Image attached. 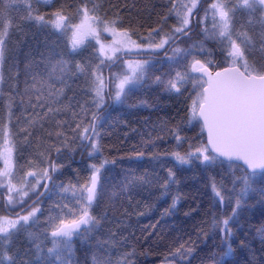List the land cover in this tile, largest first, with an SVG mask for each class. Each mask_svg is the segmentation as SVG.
Listing matches in <instances>:
<instances>
[{
    "label": "snow or ice",
    "instance_id": "6c2138e0",
    "mask_svg": "<svg viewBox=\"0 0 264 264\" xmlns=\"http://www.w3.org/2000/svg\"><path fill=\"white\" fill-rule=\"evenodd\" d=\"M73 7L70 12L61 5L45 14L40 0H0V208L6 210L0 214V264H72L74 238L82 233L96 240L100 252L92 264H130L135 250L115 261L112 255L127 245L124 218L132 214L135 196L156 185L166 195L181 169L207 173L225 165L231 188L214 176L209 187L213 206H227L230 214L212 218L222 249L218 258L212 253L209 259L213 264H264V255L258 259L247 237L238 235L243 234V214L256 207L248 204L253 195L259 196L264 217V0H168L166 14L158 27L149 26L147 36L140 35L142 23L126 26L120 12L109 15L103 3L79 0L67 6ZM26 25L48 30L56 39L46 44V51L23 54L21 88L19 63L8 61L14 53L12 37ZM61 41L63 50L57 51ZM165 66L167 71L157 74ZM80 80L84 87L79 91L91 97L90 105L80 102L73 87ZM189 85L188 122L199 125V143L181 151L186 138L177 126L167 129L175 147L161 152L154 149L164 136L149 131L142 142L151 146L147 163L153 172L137 174L129 167L109 186L105 173L118 161L104 155L98 131L106 109L126 104L146 87L180 97ZM89 111L91 119L85 120ZM17 137L34 156L23 165L18 164ZM77 147L98 163L88 166L90 174L83 181L57 183L64 165L54 161L52 153L59 159ZM144 158L145 151L136 150L127 159L130 165L143 166ZM156 169L165 170L166 176ZM46 200L52 201L48 209L43 206ZM177 200L173 198L171 209ZM102 203L106 207L101 214ZM45 211L49 215L43 232L31 231ZM110 224L115 230L107 227ZM105 229L106 238L97 239ZM257 231L264 252V224ZM20 242L29 247H18ZM45 242L51 243L46 250ZM32 248L36 260L27 259ZM194 251L189 238L170 249L166 264H192ZM240 253L246 254L243 259Z\"/></svg>",
    "mask_w": 264,
    "mask_h": 264
},
{
    "label": "trees",
    "instance_id": "16d2710c",
    "mask_svg": "<svg viewBox=\"0 0 264 264\" xmlns=\"http://www.w3.org/2000/svg\"><path fill=\"white\" fill-rule=\"evenodd\" d=\"M92 2H100L104 5V10L109 15L116 12L124 17L125 25L131 22L135 27L138 23H142L144 27L140 29V35L147 36L149 26L158 27L160 17L167 12L166 5L168 0H92ZM79 0H56L55 8L61 5L66 6L67 11H74L73 8H67L68 5L75 6ZM118 5V8L111 7ZM127 6V8H125ZM54 8V10H55ZM42 13L43 10L40 9ZM52 11L45 12V14ZM202 16L203 13L201 12ZM209 17L208 25H211ZM169 26L174 24V20L170 19ZM136 39L137 37L134 36ZM56 39L50 36L48 30H42L37 27L24 26L22 30L17 31L12 37V47L14 53L8 61V65L19 63L21 77L20 86L23 87V54L29 51L34 53L46 51V44L51 40ZM63 50V42L57 51ZM91 49L85 53L87 57L91 53ZM171 52H169V55ZM7 67V66H6ZM105 70V69H104ZM15 72V69H13ZM105 74V73H104ZM77 88L78 99L82 104L90 105L91 97L84 95L79 89L84 87L83 80L77 81L73 85ZM72 95L71 92L68 93ZM183 104L169 103L155 108L147 106L127 105L117 112L113 113V118L109 125L99 130L102 137L101 143L104 146V155L109 158L115 157L118 160L120 150L126 144L127 138H136L145 127L150 124V120L166 119L168 116L178 117L180 110L183 109ZM112 108L106 109V112ZM171 109V110H170ZM106 112L104 114H106ZM169 112V115H168ZM2 113V110H0ZM91 119L89 111L85 120ZM155 121V123H156ZM162 125V122L159 126ZM18 149V164L23 165L26 159H34L32 149L28 148L22 137H17ZM52 159L57 163H61L64 167L60 170L63 174L58 175L57 183L63 181L68 183H76L79 178L81 181L86 179L90 170L88 166L91 163H98V160H90L87 151L77 147V150L66 152L63 156L57 159L56 153H52ZM0 167H3V161L0 160ZM227 165L221 169H215L207 173H201L196 168H184L177 172V183L170 186V190L166 195H161V189L158 185L147 188L140 195L135 196L134 207L129 209L132 213L129 217L124 218L123 235L127 237V245L122 248H117L112 255L115 261L120 258L121 253L132 252L135 250V255L130 257V264H166V257L170 260V249L179 246L180 243L191 241L195 249L192 258V264H213L209 259L212 253L217 254V258L221 252L222 245L220 236L215 235L211 227L213 216H221L223 213L230 214V208L227 206H213L211 200L210 178L215 177L217 182L225 183L226 187L231 188L229 182L230 177L226 171ZM217 173H220L217 175ZM178 197L175 209H171L173 198ZM258 195H253L249 200V205H255L250 211H245L241 218L243 224V234L238 232V235L244 236L250 241L251 247L255 250V255L259 259L264 252H261L262 244L261 237L257 229L261 224H264V217H261L259 211ZM139 202L138 204L136 202ZM52 201L46 200L44 208L48 209ZM106 203H102L98 209L99 213H103ZM5 213V212H4ZM2 213V214H4ZM53 215L55 213H52ZM111 215V213H109ZM187 214V215H186ZM49 213L40 217L37 225L33 226L31 231L42 233L45 225V220ZM115 230V225L110 224ZM203 229V232H200ZM50 230V229H49ZM106 230L103 233H98L97 239L106 238ZM207 235H204V233ZM239 241L233 244V248H237ZM18 247L27 249L29 245L20 242ZM51 247L50 242H45V250ZM239 252V250L237 249ZM32 248L27 259L36 260L37 254ZM100 255L96 248V240H87L85 234L80 237H75L73 242V252L71 256L72 264H92L93 255ZM246 254L240 253L238 258L243 259Z\"/></svg>",
    "mask_w": 264,
    "mask_h": 264
},
{
    "label": "rangeland",
    "instance_id": "374dc122",
    "mask_svg": "<svg viewBox=\"0 0 264 264\" xmlns=\"http://www.w3.org/2000/svg\"><path fill=\"white\" fill-rule=\"evenodd\" d=\"M211 19V18H210ZM193 23H195V18L193 20ZM211 24V23H210ZM210 28L211 25H208ZM108 40L111 39L110 36H106ZM159 65H157V68L159 69ZM113 71H116L115 68H113ZM167 71V66H165L163 69L160 71H157V74H162V72ZM105 76L107 77L109 74V70L105 68L104 70ZM192 92L191 86L189 85V91L185 92L183 96L180 97H175V96H169L168 94L164 93L162 89H149V88H144L141 91L137 92L134 95H131L126 102V104L122 106H111L106 112L105 115V120L102 124L100 129L104 128V125L107 126L109 125V122L113 118V113L117 112L119 110H122L124 106L127 105H137L138 106H147L148 108H155L157 106L162 105L164 107L169 103H179L183 104V109L180 110L181 112L179 113L178 117L173 116H168L166 119H161L156 121L150 120V124H148L147 127L141 131L139 135H137L136 138L130 139L127 138L126 144L124 143V147L120 150L119 156H118V165L111 171L105 173V182L110 186L112 183H115L122 179V170H126L129 167L133 168L137 174H144L146 171L148 173L153 172V167L147 163L149 157H148V152L150 150V147H145L143 144V140L148 139L147 133L149 131L153 132V135H156L157 133L164 136V141L161 143L157 141V149L154 150H159L161 152L165 150H172L175 147V140L172 138L171 134L168 133L167 129L179 127L180 128V134L182 137H185V143L183 144L181 151L186 150L188 148L189 144L196 145L199 143L198 136L200 133V127L198 124L193 127V124H195V121L192 123L188 122V113H187V107L191 104V100L188 99L189 94ZM141 101H146V104L142 105ZM171 110V109H170ZM114 111V112H113ZM113 112V113H112ZM169 115V112H168ZM156 121V123H155ZM162 122V125L164 127V131H161V126L160 123ZM155 129V131H153ZM143 134V136L141 135ZM136 150H144L145 151V162L143 166H138L137 164H129L128 162V156L131 154H134ZM121 157H123V161H121ZM171 166V165H169ZM156 171L159 172V175L161 177L166 176V171L163 169H156ZM115 178V179H114ZM6 210L4 208H0V214L4 213Z\"/></svg>",
    "mask_w": 264,
    "mask_h": 264
},
{
    "label": "flooded vegetation",
    "instance_id": "af4514ba",
    "mask_svg": "<svg viewBox=\"0 0 264 264\" xmlns=\"http://www.w3.org/2000/svg\"><path fill=\"white\" fill-rule=\"evenodd\" d=\"M56 0H40V9L43 10V12H48V11H54V7H52V5H54ZM194 39L196 38L195 36L193 37ZM133 39H135L133 37ZM181 46H185V45H181ZM163 56V54H161V57H158L157 59H161ZM213 58H218V57H213ZM100 130V128H98V131Z\"/></svg>",
    "mask_w": 264,
    "mask_h": 264
},
{
    "label": "water",
    "instance_id": "95a60500",
    "mask_svg": "<svg viewBox=\"0 0 264 264\" xmlns=\"http://www.w3.org/2000/svg\"><path fill=\"white\" fill-rule=\"evenodd\" d=\"M45 1H47V0H45Z\"/></svg>",
    "mask_w": 264,
    "mask_h": 264
}]
</instances>
